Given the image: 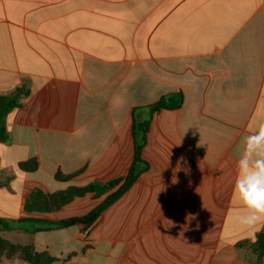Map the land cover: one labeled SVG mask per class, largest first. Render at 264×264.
Wrapping results in <instances>:
<instances>
[{"label": "crops", "instance_id": "obj_1", "mask_svg": "<svg viewBox=\"0 0 264 264\" xmlns=\"http://www.w3.org/2000/svg\"><path fill=\"white\" fill-rule=\"evenodd\" d=\"M16 89L25 94L0 142V219L11 227L0 239L50 264H264L250 249L264 224L233 218L244 211L233 194L243 140L264 124V0H0V95ZM177 92L179 109L151 114L147 170L90 226L17 227L84 216L116 191L134 159L133 123ZM30 160L34 171L18 168ZM118 178L103 196L25 210L35 190ZM187 213L198 228L183 229Z\"/></svg>", "mask_w": 264, "mask_h": 264}, {"label": "trees", "instance_id": "obj_2", "mask_svg": "<svg viewBox=\"0 0 264 264\" xmlns=\"http://www.w3.org/2000/svg\"><path fill=\"white\" fill-rule=\"evenodd\" d=\"M25 92L22 89H16L9 94L0 95V142L7 141V134L4 126L5 115L14 107L19 105V96ZM183 101L181 92L162 96L157 102L148 107V117L141 122H134L132 126L133 142H134V159L123 179L122 184L113 193L106 196V198L89 213L84 216L69 218L60 221H35V220H19L16 225L19 227L24 223L32 225L30 232L51 230L58 228H65L75 224H82L86 227L90 226L100 215V213L113 203L123 192H125L135 181V179L144 171L147 170V164L140 158V151L145 144L146 132L151 114L161 109H179ZM18 168L23 171H34L37 168V162L30 160L20 163ZM72 175H63L60 172L55 174L57 181H67ZM121 179H112L107 182H93L82 187H68L63 191H58L52 194H43L35 190L27 198L25 202V210L50 212L61 208L68 204L75 197H81L86 194H92L94 197L105 195L111 189L118 186ZM30 222V223H29ZM39 222L42 224L39 225ZM0 227L3 230H10L9 224L0 219ZM250 249L259 259L264 258V225L256 235L255 243L250 245ZM7 258L17 257L29 264H50L52 258L46 252L37 253L33 247L29 245L11 244L3 239H0V257Z\"/></svg>", "mask_w": 264, "mask_h": 264}, {"label": "clouds", "instance_id": "obj_3", "mask_svg": "<svg viewBox=\"0 0 264 264\" xmlns=\"http://www.w3.org/2000/svg\"><path fill=\"white\" fill-rule=\"evenodd\" d=\"M182 159V158H181ZM237 175L234 181L233 194L243 205L244 211L234 214V222L245 229L264 224V124L254 134L247 135L243 140V151L236 162ZM181 169L177 167L176 171ZM186 174L190 169L184 170ZM173 179V183H177ZM196 213H187L183 229L188 230L192 221H197ZM163 226L174 227L171 220ZM199 227L197 221L196 228Z\"/></svg>", "mask_w": 264, "mask_h": 264}, {"label": "rangeland", "instance_id": "obj_4", "mask_svg": "<svg viewBox=\"0 0 264 264\" xmlns=\"http://www.w3.org/2000/svg\"><path fill=\"white\" fill-rule=\"evenodd\" d=\"M17 245H21L20 243H16Z\"/></svg>", "mask_w": 264, "mask_h": 264}]
</instances>
